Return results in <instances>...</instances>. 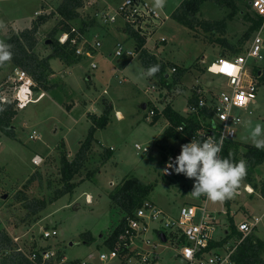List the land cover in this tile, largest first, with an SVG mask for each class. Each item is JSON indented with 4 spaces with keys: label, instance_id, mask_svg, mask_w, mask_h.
Masks as SVG:
<instances>
[{
    "label": "rangeland",
    "instance_id": "obj_1",
    "mask_svg": "<svg viewBox=\"0 0 264 264\" xmlns=\"http://www.w3.org/2000/svg\"><path fill=\"white\" fill-rule=\"evenodd\" d=\"M62 1L0 0V24L3 25L0 27V40L4 41L14 33L26 30L21 31L10 27L11 23L8 21L28 22L32 18L36 20L40 15L35 16V12L40 11L42 6H46V3L52 8V10L49 8L46 13L49 15L58 9ZM123 1L103 0L102 4L118 5ZM183 1L167 0L166 6L161 12L164 16H168V20L162 24L155 35V39L166 38L167 42L162 43L158 49H152L165 64H176L181 68V71L187 70L181 79H176L179 69L175 73L170 71L171 88H162L163 84L156 76H147L139 59L125 62L107 55V58L102 61L100 69L97 63V69H92V71H90L89 62H79L66 68L71 74L60 71L58 77L48 80L51 87L54 88L55 84L58 85L49 97L36 103L38 96L35 93L32 102L24 109L17 110L18 116L12 123V127L16 128L14 130L17 132V139L10 138L0 132V193L2 194L0 232L4 231L9 235L7 230L30 223L36 217L32 211L37 207L31 210L26 208L25 201L18 199L20 192H25L28 201L49 202L52 200L57 192L65 186V183L60 179L59 170L62 140L66 142L68 155L71 152L74 155L72 158H74L81 141L86 139L91 127L87 115L102 114L106 104L112 105L110 116L113 122L106 129L96 133L95 137L98 142L94 144L93 152L88 156L85 167L75 178V182L80 185L74 192L64 195L52 204L48 203L46 208L38 213L43 220L38 225L41 231L38 229V231L33 230L30 233L33 238H36L34 241L31 239L20 240V242H25L22 247L27 253L33 251L31 246L34 243L41 242L45 247L53 248L57 255L61 253L68 257L66 262L59 264H82L86 258L92 264H116L117 262L112 261L101 262L99 255L105 249L106 241L123 217V214L114 208L110 195L118 184L128 177H137L146 184L154 185L155 188L149 201H154L163 210L170 212L171 215L174 214L173 216H177L180 208L185 204L205 202V196L194 198L189 195L193 189L194 180L186 179L184 181L177 177V179H168L164 176L162 152L155 144L161 127L150 125L151 121L149 120V122L147 119L149 112L147 114L146 110L142 111L143 102L145 104L147 102L149 108L155 107L163 110V107L166 106L165 103H168L172 96L178 98L175 103L177 109L183 107L181 111H184L187 96L193 92L194 87L199 85L198 83L201 85L204 79L212 82L210 87L204 83L202 85L207 89H212L213 93L220 94L229 91L225 78L213 74H203L200 69L192 67L200 65L204 60L206 64L210 65L219 56L221 46L218 43L212 44L210 42L211 35L206 34L201 28L192 31L172 19V13ZM252 1L236 0L238 10L233 19H228L227 23L225 40L235 47L240 46L238 44L241 43L242 53L247 49L256 33L253 32L251 37L246 39L249 23L244 15L248 13L249 16L256 17V13L252 9ZM83 3H86L85 11L83 10L81 13L92 19L96 13L92 7L98 9L100 6L96 5L93 0H83ZM232 11L228 5L221 6L215 2H208L202 7L198 17L199 20L219 21L229 16ZM64 25L62 17L58 14H55L48 23L43 25L37 35L38 42L35 45L34 53L41 58L50 55L53 39L58 41L62 32H59L55 37H52L51 34L55 28L62 29ZM71 26L79 28L80 20L71 22ZM118 37L123 38L122 36ZM214 37L220 36L215 35ZM262 37L264 40V33ZM152 42L155 43L154 38ZM110 50L111 48L107 53H110ZM226 55L231 56L229 50ZM114 66L118 68L126 66V79H119L114 75ZM203 66L207 73V66ZM15 68L12 62L8 63L0 74V84L9 80V77L14 74ZM168 68L170 69V66ZM259 68L260 70L264 69V60L259 63ZM66 83L73 87L74 92L69 90L70 87L67 89ZM104 90L106 91L104 92ZM161 94H165V98L162 100ZM84 98L94 101L95 107L88 109L86 105L89 101L87 103L86 100H83ZM257 101L261 103V108L254 110L252 115L248 113L245 115V119L252 120L253 125L255 122L264 124L263 80H261ZM69 106L75 107L69 112ZM86 110H89V113H86ZM117 111L124 116L123 120L117 119V113H115ZM162 123L164 124L163 121ZM34 130L39 133V140L29 138ZM248 137V135L241 137L238 134L236 140L243 139L251 143ZM136 144L149 148L150 152L144 153L143 150H138ZM107 150L113 152L110 159H107ZM35 152L40 154L39 160L34 156ZM34 158L40 165H35ZM90 174L93 175L89 176ZM32 176H35V180L30 184L28 190H23V186ZM263 179L264 164L259 167L258 177L256 176L255 179L256 184L261 187ZM245 188L247 192L252 193L251 196ZM236 191H241L242 194L236 192L233 198L228 199L231 210L226 207V200L223 201L224 207L221 202L214 203L208 200L210 210L227 211L226 214L219 212L224 217L220 218L224 222V228L219 233L216 232L219 237L217 240H222L225 237L224 232L229 229L232 216L236 226L245 220L254 222L255 217H262L259 226L252 235L264 241V198L259 190L254 192L250 187H247L244 181ZM89 195L92 197V205L87 204ZM171 196L174 200L168 199ZM245 203L248 204V207ZM228 211H230L229 214ZM44 229L51 231L56 229L58 235L44 240L42 233ZM90 235L94 238V243L91 244L86 243ZM150 236L153 238L149 239L151 245L143 244L145 247L148 246L149 250L155 244L158 245L156 250L159 249V245H167L159 240L156 234ZM237 242L232 241L227 245L231 246L232 243L236 245ZM71 243L73 246H70ZM169 246L170 249H167L162 255L163 263L183 264L180 259H176V252L170 244ZM160 249L163 250V247ZM262 257L264 258V251Z\"/></svg>",
    "mask_w": 264,
    "mask_h": 264
},
{
    "label": "built area",
    "instance_id": "obj_2",
    "mask_svg": "<svg viewBox=\"0 0 264 264\" xmlns=\"http://www.w3.org/2000/svg\"><path fill=\"white\" fill-rule=\"evenodd\" d=\"M153 2L154 0H124L114 9L100 10L96 18L104 26H121L127 34L128 29L134 31L146 40L143 48L147 49V43L153 38L155 40L159 28L168 20V16H164L161 10L153 11ZM251 5L256 16L263 20L251 45L234 58H218L207 68L210 74L221 76L227 80L229 91L220 94L208 93L205 87L200 85L194 90L198 97V105L190 106L192 113L205 112L212 115V127L209 132L207 131L210 134L203 130L199 132L200 137H198L214 136L217 142L222 140L223 149L220 153L222 157L227 142L234 141L239 129L244 125L246 113L252 115L253 111L257 110L258 91L264 77V69L260 70L259 68V63L264 60L262 37L264 33V0H253ZM165 41L166 38L160 39L161 43ZM58 42L61 45L70 43L75 48L76 56L82 59H93L103 46L101 41L89 40L86 34L74 27L70 32L61 34ZM137 50L134 40L133 46L119 42L116 44L115 57L133 59L140 56ZM97 67L96 62L91 63L92 69H97ZM172 72H177V68H173ZM13 73L8 81L0 84V103L2 105L14 104V110L19 109L20 111L32 102L37 83L25 70L15 68ZM25 89H29V92L26 93L27 97L23 98L22 93ZM150 115H155V108L151 110ZM183 129V127H179V131L182 132ZM38 138L36 132L30 136L31 140ZM136 148L140 151L143 150L144 153L149 151L148 148L139 144H136ZM180 152L181 150L176 151L166 159L165 177L175 178L181 175L167 167L169 158L174 160ZM33 162L35 165L40 164L35 158ZM245 190L247 192L246 188ZM1 198L2 194L0 193ZM261 220V218H256L254 222L244 221L237 225L238 231L243 236L236 245L210 249L211 243L215 242L218 217L209 210L206 199L205 203L200 205H183L177 216L168 214L148 200L134 212L133 216L128 217L116 248L108 253L100 254V259L103 262L118 261L120 264H164L162 257L156 252V244L150 250L148 246H144L151 245L149 240L151 234H156L161 240L160 234L164 233L167 237L166 244L172 246L176 252V259H180L183 264H236L232 260V256L238 245L254 233ZM43 235L44 238L49 239L52 236H57L58 232L57 230H45ZM141 239H143V247L137 245V241H141ZM18 251L24 252L22 248ZM54 255L53 252L46 251L43 253V258L48 260ZM36 257V253L29 255L31 260H36ZM82 264H87V262Z\"/></svg>",
    "mask_w": 264,
    "mask_h": 264
},
{
    "label": "trees",
    "instance_id": "obj_3",
    "mask_svg": "<svg viewBox=\"0 0 264 264\" xmlns=\"http://www.w3.org/2000/svg\"><path fill=\"white\" fill-rule=\"evenodd\" d=\"M208 2H215L221 6L228 5L233 10L229 16L219 21H209V20H199V15L201 13L202 7ZM84 7L83 0H63L59 5L56 12L50 15L39 16L34 22L30 29H26L21 33H14L10 38H5L4 42L12 45L11 51L13 53L12 62L16 68L25 70L29 75H31L37 83V91L40 88L49 91L52 87L49 84V77L53 73L50 65V61L54 58L60 59L66 65H74L81 62V58L77 57L75 54V48L67 43L61 45L57 40L52 41V53L47 57L41 58L36 53H34L35 45L38 42L37 35L40 28L49 22V20L58 14L62 17L64 22V27L62 29L55 28L52 32V37H55L59 32H69L71 31V26L69 22L78 21L81 17L79 9ZM236 0H184L181 5L173 12L172 19L182 24L186 28L195 31L197 29L203 30L206 34L209 33L212 39L210 42L220 44L221 48L229 50L231 54L240 53L242 50L241 43L240 46H233L228 43L225 38L227 32L228 19H233L237 11ZM244 18L248 21L249 27L246 32L247 38L249 39L253 32H257L263 24L262 18L256 16H249L248 13L244 15ZM95 25L94 22H82L80 26V31L85 34L89 28ZM128 34L130 39L136 41V46L138 48L137 52L140 53V60L145 70H147L152 65H159L160 70L155 75L160 82L168 88L171 85H167L166 74L168 66H174L170 63L169 65L165 63H160L157 58L151 55L147 49L143 47L146 44V40L140 37L137 33L128 29ZM215 35L220 37L215 38ZM51 37V38H52ZM224 51V52H225ZM223 52V53H224ZM9 62H5L3 66H0V74L4 71ZM193 65L192 67H196ZM191 67V68H192ZM190 68V69H191ZM187 70L178 71L177 78L180 79L184 76ZM189 71V70H188ZM264 82V78H262ZM161 84V85H162ZM195 90V89H194ZM191 101V106L198 105V97L196 93L193 94ZM112 105L106 104L104 110L100 116L97 114H88V118L91 122V127L86 139L81 143V147L74 158H70L66 148V143L62 140L60 144L61 150V160H60V175L61 181L65 183L62 190L58 191L56 196L50 200L46 201H28L25 192H20L18 199L20 201H25V207L32 209L37 207L36 210L32 211L33 214H37L44 210L48 203L52 204L62 198L64 195L74 192V190L80 185L75 182L76 176H78L81 170L85 167V163L88 156L93 152L94 144L97 142L95 137L99 130L106 129L111 122ZM18 112L14 110V104L2 105L0 103V132L15 139L16 133L12 127V123ZM161 117L166 118L170 126L165 130L161 137L160 144L162 154L164 158L167 159L169 153L167 152V147H165L164 141L167 139H179L183 142L189 143L195 136L196 133L200 131H206L207 134L209 129L212 127V115L208 113H200L197 115L192 113L191 115L184 117L177 113L172 106L168 105L163 112L160 114L158 109L155 108V115L151 122L155 125ZM179 127H183V131H179ZM208 131V132H207ZM200 137V135H198ZM197 136V138H199ZM205 137L199 138L203 139ZM229 152L233 154L234 161L238 162L241 159L247 162V175L244 178V182L254 188V191H260L261 196L264 198V182H262L261 188L255 183V173L258 167L264 164V150L255 148L253 145L245 144L238 141H228L224 150L223 157H228ZM113 152L107 150V159L112 157ZM173 154V153H172ZM90 174L89 176H92ZM187 178V177H186ZM188 179V178H187ZM35 180V176H32L27 183L23 186V190H28L30 184ZM189 180V179H188ZM155 186L151 184H146L137 177L125 178L110 195V198L114 204V208L117 209L123 217L118 224V226L113 231L110 238L105 243V246L109 249H115L121 234L127 224V219L133 216L134 212L139 209L146 201L149 200L151 193L154 191ZM226 206L230 209L229 200H226ZM229 234L225 239L219 242H212L210 249L223 248L227 244L237 242L242 238V234L238 231L237 226L233 218H230ZM87 235V234H86ZM86 243H94V238L90 235L89 240ZM126 243V242H125ZM124 244V243H123ZM15 245L12 242L10 236L4 232H0V264H40L42 263V256L40 253H36V262L30 261L21 253H17ZM264 251V241L255 237L254 235H249L244 239V241L238 245L235 253L232 256V260L236 264H264V258L262 257ZM61 256L57 257L58 261H61Z\"/></svg>",
    "mask_w": 264,
    "mask_h": 264
},
{
    "label": "crops",
    "instance_id": "obj_4",
    "mask_svg": "<svg viewBox=\"0 0 264 264\" xmlns=\"http://www.w3.org/2000/svg\"><path fill=\"white\" fill-rule=\"evenodd\" d=\"M94 1V3L96 4V5H98V6H100L98 9H94V7H92V9L95 11L96 10V13H95V16H93V18L92 19H89L88 17H86L83 13H81L83 10L85 11V9H84V7H85V5H86V3H84V7L83 8H80L78 11H79V13L81 14V17H80V26L82 25V22L83 21H85V22H88V23H90V22H94L95 23V25L93 26V27H91V28H89V30L87 31V33H85L86 34V36H87V38L89 39V40H91V41H101L102 42V44H103V46H102V48H101V50H100V52H98L97 54H96V56L93 58V59H82L81 58V62H89V65H90V71H92V68H91V63L92 62H96V63H98V65H99V69H100V65H101V63H102V61L103 60H105L107 57V55H109L110 57L112 56V57H114L116 60H124L125 62L126 61H132V60H134V59H139L140 60V56L138 55L137 57H135V58H133V59H128V58H126V57H124V58H122V59H120V58H116L115 57V50H116V44L117 43H119V42H124L127 46H133V40L132 39H130V37H129V35L126 33V32H124L125 30H124V28H122L121 26H104L102 23H100L99 22V20L96 18V15L100 12V10H102V9H107V8H116V7H118L120 4H118V5H112L111 3H105V4H102V1L103 0H93ZM63 2V1H62ZM61 2V3H62ZM98 3H101V4H98ZM182 3V2H181ZM181 3H180V5H181ZM109 4H111V5H109ZM179 5V6H180ZM178 6V7H179ZM177 7V8H178ZM49 6H48V4L46 3V6H42V9L40 10V11H36L35 12V16L36 15H40V16H42V15H46V13H48V10H49ZM176 8V9H177ZM51 10H52V8H50ZM175 9V10H176ZM174 10V11H175ZM92 11V10H91ZM54 12H56L55 10H54ZM173 14V13H172ZM50 15V14H49ZM1 21H3V22H5L4 20H1ZM35 21V18H32V19H29L28 20V22L27 21H21V20H18V21H15V22H11V21H8L9 23H11L10 24V27H13V28H17V29H20L21 31L22 30H24V29H30L31 28V25H32V23ZM73 22V21H72ZM6 23H7V20H6ZM69 25L71 26V22H69ZM73 28V26H71V29ZM74 28H76V27H74ZM40 29H42V28H40ZM77 29H80V27L79 28H77ZM40 32V31H39ZM70 32V31H69ZM63 33H67V32H62V34ZM118 36H122L123 38H120V37H118ZM223 38H226V36H222ZM253 38H254V36H253ZM252 38V39H253ZM252 39H251V41H250V44H249V46L251 45V43H252ZM158 39H155V43H153L152 41H149L148 43H147V50H148V52L151 54V55H153V56H155L156 58H157V60L160 62V63H165V62H163V60L157 55V54H155L154 52H153V50L152 49H158L159 48V46L162 44L161 42H160V40H158V42H156ZM167 42V40L164 42V43H166ZM213 44V43H212ZM248 46V47H249ZM247 47V48H248ZM111 48V50H110V53H111V51H112V54H110V53H107L108 52V50ZM225 50L224 49H222L221 48V52H220V54H219V56L215 59V61L218 59V58H220V57H224V58H234L236 55H238V54H241L242 53V51L240 52V53H236V54H231V56H228V55H226L227 54V50L224 52ZM224 52V53H223ZM47 57V56H46ZM44 58V57H43ZM80 62V63H81ZM140 62H141V60H140ZM213 62V61H212ZM211 62V63H212ZM142 64V63H141ZM50 65H51V69H52V71H53V73L50 75V77H49V79H51V78H53V77H58V75H59V72L60 71H63V73H65V74H71V73H68V70L66 69V68H68L69 67V65H66V64H64L60 59H57V58H54V59H52L51 61H50ZM203 65H205V66H207V68H208V64H206L205 63V60L203 61V63H200V65L198 64L195 68H197V69H200L202 72H203V74H210L209 72H208V69H207V73H206V70L204 69L205 67L203 66ZM71 66V65H70ZM142 67H143V65H142ZM144 68V67H143ZM173 68H177V69H179L180 71H181V68L178 66V65H176V64H174V66L172 65V66H170V69L169 68H167V74H166V81H167V85H169L170 83H169V77H170V71H172V69ZM114 70H115V76L117 77V78H119V79H121V78H125L126 79V74H125V72H126V66L125 67H117V66H114ZM145 70V69H144ZM146 71V70H145ZM177 74H178V72H177ZM90 78V77H89ZM89 78H87L89 81H90V79ZM183 78V77H182ZM176 79H178L177 78V76H176ZM181 79V78H180ZM126 82H127V80H125ZM120 82V81H119ZM205 84L207 87H210L211 85H212V82L211 81H209L208 79H204V81L202 82V84ZM199 85H197L196 87H194L193 89H192V91L193 92H191V94L189 95V96H187V98H186V102H185V109H184V111H181V109H183V107H180V109H177V107H176V105H175V103L177 102V100H178V98H175V96H172V97H170L169 98V100H168V103L166 102L165 103V107H163V110L168 106V105H170V106H172V108L177 112V113H179L180 115H182V116H184V117H187V116H189V115H191L192 114V112L190 111V106H191V99H192V97H193V94H194V89L195 88H197V87H199L200 86V83H198ZM201 84V85H202ZM49 85V84H48ZM64 85V84H63ZM65 85H67V89L69 88V90H73V92H74V89H73V87H71L69 84H65ZM162 86V85H161ZM51 87V86H50ZM58 87V85L57 84H55V86H54V88L52 87L49 91H47V90H44L43 88H40L39 89V91H37V89H35V93H37V96H38V99H37V101H36V103H38V102H40V100H43V99H46L47 97H49L50 96V94L53 92V90L54 89H56ZM202 87V86H201ZM162 88H165V86L163 85V87ZM167 88H168V86H167ZM205 90L208 92V93H213V91H212V89H207L206 87H205ZM106 90H104V92H105ZM160 98H161V100L163 99V98H165V94H161L160 95ZM102 99H106V98H102ZM83 100H86L87 101V103H88V101H89V103L86 105L87 106V108L88 109H93L95 106V103H94V101H91V99H87V98H84ZM142 104H145L144 102L142 103ZM77 105V104H76ZM75 105V106H76ZM146 108L145 109H143V106H142V111H147V114H148V112H149V115H148V117H147V119H148V121L150 120L151 122H152V120H153V117L150 115V112H151V110L152 109H154L155 107H153V108H149L148 107V103L146 102ZM179 105V104H178ZM74 106V107H75ZM94 106V107H93ZM261 103L260 102H257V105H256V108L257 109H260L261 108ZM70 107V106H69ZM73 107V108H74ZM73 108H69V112L70 111H72L73 110ZM72 109V110H71ZM159 110V109H158ZM163 110H159V112H160V114L163 112ZM86 113H89V110H86ZM115 113H117L116 115V117H117V119L118 120H123L124 119V116L119 112V111H117V112H115ZM98 116H100L101 115V113H96ZM195 114H197V113H195ZM197 115H200V114H197ZM18 116V115H17ZM88 116V115H87ZM86 119H87V117H86ZM145 120V119H144ZM248 120V119H247ZM147 121V120H146ZM149 121V122H150ZM162 121L164 122V124L162 123ZM252 121V120H251ZM113 121H112V118H111V122L109 123V125L112 123ZM151 122H150V125H152L151 124ZM91 123V122H90ZM255 123H261V122H255ZM262 124V123H261ZM108 125V126H109ZM255 125V124H254ZM253 125V126H254ZM152 126H160L161 128H160V131H159V134L157 135V137H156V141H155V144H156V147L162 152V148H161V144H160V140H161V137H162V135L164 134V132H165V130L170 126V123H169V121L166 119V118H164V117H161V119L155 124V125H152ZM14 127V126H13ZM14 129L16 130V128L14 127ZM247 131H249V129H247L246 127H244V125L239 129V132H238V134L239 135H241V137H246L247 135L249 136V132L247 133ZM33 132H36L37 133V135H38V139L37 140H39L40 139V135H39V133L37 132V131H33ZM33 132H32V134H33ZM15 133H17L16 131H15ZM31 136V135H30ZM30 136H29V138H30ZM15 139H17V136H16V138ZM240 139V138H239ZM236 140V139H235ZM248 140H249V138H248ZM64 142H65V140H63ZM168 141H170V142H168ZM236 141H238V142H242V143H245V144H250V145H253L252 143H250V142H247V141H244L243 139H240V140H236ZM97 142H98V140H97ZM66 143V142H65ZM81 143H82V141H81ZM81 143H80V147H81ZM154 144V145H155ZM183 144H185L184 142H183V140L181 139V140H179V139H167L166 141H164V146L165 147H167V152H172V153H175L176 151H179V150H181V145H183ZM140 145V144H139ZM101 146H104V145H101ZM80 147H79V149H80ZM105 147V146H104ZM154 147V146H153ZM66 148H67V146H66ZM147 148V147H146ZM157 149V150H158ZM69 150V149H68ZM148 153L150 152V149L148 148ZM79 151V150H78ZM172 153H169V155L168 156H170ZM77 154V153H76ZM46 155V154H45ZM44 155V156H45ZM34 156H36V157H38V160L41 158V156H40V154L38 153V152H35V154H34ZM33 156V157H34ZM74 155L71 153V152H69V157L70 158H72ZM168 156H167V158H168ZM33 157H32V159H33ZM162 157H163V166H165V161H166V159L164 158V155L162 154ZM32 161V160H31ZM33 163V162H32ZM34 165V164H33ZM40 165V164H39ZM35 166V165H34ZM262 166V165H261ZM260 166V167H261ZM36 167V166H35ZM35 170V169H34ZM33 170V171H34ZM258 173H259V167L257 168V170H256V173H255V179H256V176L258 177ZM163 174H164V171H163ZM165 176V175H164ZM177 178H180V179H182V180H186L187 178H186V176L184 175V174H181V175H179V176H176ZM173 178V179H177V178ZM140 179V178H139ZM168 179H172V178H168ZM124 180V179H123ZM122 180V181H123ZM141 180V179H140ZM188 180V179H187ZM121 181V182H122ZM143 181V180H142ZM262 182H264V179L262 180ZM256 183V182H255ZM119 185V184H118ZM247 185V184H246ZM247 187H250L253 191H254V188L252 187V186H250V185H247ZM259 188H261L260 186H259ZM241 192V191H240ZM255 192V191H254ZM241 194H242V192H241ZM250 196H251V194H250ZM263 198V197H262ZM88 200H87V204L88 205H92V202H90L89 201V196H88V198H87ZM168 199H170V200H174L173 198H172V196L170 197V198H168ZM206 200H207V204H208V199L206 198ZM151 202H153V203H155L154 201H152L151 200ZM205 203V202H204ZM156 204V203H155ZM200 204H203V203H195V202H190V203H188V204H185V205H200ZM221 204H222V206H223V202H221ZM157 205V204H156ZM245 205H246V207H248V204L247 203H245ZM160 207V206H159ZM209 207V206H208ZM224 207V206H223ZM227 207V206H226ZM209 210H210V208H209ZM229 210V209H228ZM230 210H231V207H230ZM166 211V210H165ZM211 212H213V213H215L216 215H217V217H218V222H217V233H219V231H221L223 228H224V222L221 220L222 218H224L223 217V215H220L219 214V212H224L225 214L227 213V211L225 212L224 210H220V211H218V210H216V211H213V210H210ZM168 214H170V212H168V211H166ZM229 212L230 211H228V214H229ZM172 215H174V214H172ZM36 217H35V219L34 220H32L30 223H27V224H23V225H21L20 227H18V228H15V229H9V230H7L8 231V233H9V236H10V238L12 239V242H13V244L15 245V248H16V250H14V251H16L17 253H21L22 255H24L26 258H28L30 261H34V260H31L30 258H29V255H31V254H33V253H40V255L42 256V263H40V264H59L60 262H66L67 261V259H68V257H66L64 254L62 255L61 253L60 254H58L57 255V252L53 249V248H47V247H45L44 245H43V243H41V242H39V243H34L31 247H33V251H31V252H29V253H27L25 250H24V248L22 247V246H24L23 244L25 243V242H20V240L21 239H31L32 241H34V239H36V238H33V236L32 235H30V233L33 231V230H37L38 231V229L40 228V226H38L39 224H40V222H42V220H43V218L40 216V215H38V213L35 215ZM221 218V219H220ZM231 218H233L232 216H231ZM256 218H260V217H255V219ZM261 219H262V217H261ZM246 221V220H245ZM244 222V221H243ZM243 222H241V223H243ZM249 222V221H248ZM40 231H41V229H39ZM46 229H44L43 230V232L42 233H44V231H45ZM54 230H56V229H54ZM228 230H230V229H227L225 232H224V234H225V237L229 234V231ZM217 233H216V235H215V242H219V241H221V240H217V238H219L218 237V235H217ZM225 237L223 238V239H225ZM150 238H152V236H150ZM153 239V238H152ZM222 239V240H223ZM44 240H47L46 238H44ZM46 242V241H45ZM137 245H139L140 247H143V244H142V241H137ZM157 245V244H156ZM233 245V243L231 244V246ZM73 246V245H72ZM160 247H163V250H161L160 249V247H159V249L158 250H156V252L158 253V254H160V256L162 257V255H163V253L164 252H166L167 251V249H170V246H169V244H167L166 246H161V245H159ZM229 246V245H228ZM23 249V251L24 252H19L18 251V249ZM157 248H158V245H157ZM220 249V248H219ZM112 249H109V248H107L106 246H105V249H103V251L102 252H100V254H102V253H108L109 251H111ZM46 251H49V252H53L55 255L52 257V258H50V259H48V260H44V258H43V253L44 252H46ZM58 256H61V261H58L57 260V257ZM99 258H100V255H99ZM162 260H163V258H162ZM100 261H101V259H100ZM34 262H36V261H34ZM83 262H88V260H87V258H86V260H84ZM101 262H103V261H101ZM112 262H117L116 264H120V262H118V261H112ZM88 263H90V264H92V262H88ZM104 263V262H103ZM68 264H70V263H68ZM73 264H76V263H73Z\"/></svg>",
    "mask_w": 264,
    "mask_h": 264
},
{
    "label": "clouds",
    "instance_id": "obj_5",
    "mask_svg": "<svg viewBox=\"0 0 264 264\" xmlns=\"http://www.w3.org/2000/svg\"><path fill=\"white\" fill-rule=\"evenodd\" d=\"M167 0H154L153 11L162 10ZM0 27H3L0 24ZM13 46L0 40V66L13 58ZM159 65H152L146 70L151 77L159 72ZM244 126L249 129V139L257 149L264 150V124L246 120ZM181 145V152L173 160L169 158L168 168L176 174H184L194 180L193 189L189 193L194 198L205 196L211 202H223L233 198L236 190L247 175V162L244 159L234 161L233 154L222 157L223 141L217 142L214 136L197 139Z\"/></svg>",
    "mask_w": 264,
    "mask_h": 264
},
{
    "label": "water",
    "instance_id": "obj_6",
    "mask_svg": "<svg viewBox=\"0 0 264 264\" xmlns=\"http://www.w3.org/2000/svg\"><path fill=\"white\" fill-rule=\"evenodd\" d=\"M136 1H138V0H136ZM49 43H51V41H49ZM29 92V89H25L24 91H23V93H22V97L23 98H26L27 96H26V93H28ZM146 108V105L144 104L143 105V109H145ZM160 239H161V241L163 242V243H166L167 242V237H166V235L164 234V233H161L160 234ZM73 245V243H71L70 244V246H72Z\"/></svg>",
    "mask_w": 264,
    "mask_h": 264
},
{
    "label": "bare ground",
    "instance_id": "obj_7",
    "mask_svg": "<svg viewBox=\"0 0 264 264\" xmlns=\"http://www.w3.org/2000/svg\"><path fill=\"white\" fill-rule=\"evenodd\" d=\"M92 199V197L89 195V201ZM90 202H92V201H90Z\"/></svg>",
    "mask_w": 264,
    "mask_h": 264
}]
</instances>
